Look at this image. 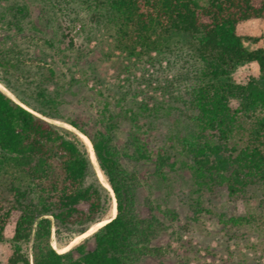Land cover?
<instances>
[{
  "label": "trees",
  "instance_id": "1",
  "mask_svg": "<svg viewBox=\"0 0 264 264\" xmlns=\"http://www.w3.org/2000/svg\"><path fill=\"white\" fill-rule=\"evenodd\" d=\"M79 1L115 28L121 41L158 53L178 47L191 55L198 63L197 79L183 102L194 112L196 128L178 140L192 181L215 201L223 191L230 199L245 198L257 187L264 203V81L251 77L240 84L232 78L246 62H256L264 73V36L248 37L262 42L249 49L237 32L240 22L264 18V0ZM32 17L28 2L0 8V25L9 27L0 34V83L15 97L0 87V178H11L12 192L11 200L0 193V242L6 226L15 225L8 264H144L149 258L168 264L166 248L155 240L169 229L166 219L179 222V214L160 205L140 212L138 176L121 161L116 142L124 116L132 126L126 144L133 152L127 157L152 161L156 176L166 180L176 165L174 155L161 148L153 156L143 139L142 117L159 110L141 104L122 115L106 105L93 132L82 116L64 118L60 107L70 82L61 79L45 52L15 42L7 46L28 24L39 31ZM232 98L240 100L238 107L231 105ZM47 118L65 121L90 139L114 194L98 176L84 141ZM114 197L113 219L66 251L53 245L55 240L66 247L105 220ZM221 221L242 226L252 219L223 214ZM187 231L186 223L173 233Z\"/></svg>",
  "mask_w": 264,
  "mask_h": 264
},
{
  "label": "rangeland",
  "instance_id": "2",
  "mask_svg": "<svg viewBox=\"0 0 264 264\" xmlns=\"http://www.w3.org/2000/svg\"><path fill=\"white\" fill-rule=\"evenodd\" d=\"M16 2L30 4L39 31L28 24L25 32L15 35L7 46L15 42L22 49L45 52L61 79L70 82L60 107L64 118L82 116L89 123L86 129L93 132L103 119L106 105L116 112L122 111V115L126 108L137 110L141 104L159 110V115L142 117L147 129L143 139L153 156L161 148L174 155L176 165L169 169L166 180L156 176L152 161L135 162L127 157V153L133 152L126 144L132 126L124 116L120 119L116 142L122 152L121 161L138 176L140 212L146 213L148 206L160 205L161 210L173 209L179 214V222L166 219L169 229L155 240V244L166 248L167 263L264 264V203L260 189L251 187L245 198L234 199L223 191L221 199L215 201L208 192L197 190L186 168L188 159L179 152V136L196 128L191 121L194 112L183 102L197 79L198 63L191 55L178 47L163 48V53H158L134 42L121 41L115 28L79 0H0V8ZM0 27L2 38L9 27L5 24ZM237 32L246 38L249 49L262 45L261 41L254 43L247 38L264 36V18L240 22ZM251 77L264 81V73L256 62H246L232 74L240 84ZM0 87L15 98L1 83ZM239 104L238 98L231 99L234 108ZM47 119L75 132L85 142L98 176L110 188L95 162L90 139L65 121ZM10 188L11 178H0L2 199H12ZM116 214L117 210L113 212L111 206L105 220L75 237L69 245L59 248L55 240L53 245L59 251H66ZM223 214L226 218L248 216L252 222L242 226L224 225ZM186 223L187 232L173 233ZM14 226V223L6 226L5 239L0 242V264H8L12 254ZM144 264H157V260L149 258Z\"/></svg>",
  "mask_w": 264,
  "mask_h": 264
},
{
  "label": "bare ground",
  "instance_id": "3",
  "mask_svg": "<svg viewBox=\"0 0 264 264\" xmlns=\"http://www.w3.org/2000/svg\"><path fill=\"white\" fill-rule=\"evenodd\" d=\"M85 143V142H84ZM88 145V144H87ZM93 151V150H92ZM95 156V155H94ZM95 158V157H94ZM95 162H97L96 160H95ZM112 208H113V212H116V210H117V206H116V200L114 199L113 200V204H112Z\"/></svg>",
  "mask_w": 264,
  "mask_h": 264
},
{
  "label": "water",
  "instance_id": "4",
  "mask_svg": "<svg viewBox=\"0 0 264 264\" xmlns=\"http://www.w3.org/2000/svg\"><path fill=\"white\" fill-rule=\"evenodd\" d=\"M99 167H100V166H99ZM100 169H101V168H100ZM101 171H102V170H101ZM108 184H109V182H108ZM109 186H110V184H109ZM110 189H111V191H112L111 186H110ZM112 194H114L113 191H112ZM114 199H115V197H114ZM115 216H116V215H115ZM115 216L108 218L107 222L110 221L111 219H113ZM107 222H106V223H107Z\"/></svg>",
  "mask_w": 264,
  "mask_h": 264
}]
</instances>
